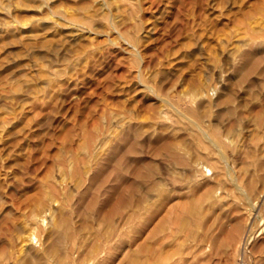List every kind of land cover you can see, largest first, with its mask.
<instances>
[{
    "label": "rangeland",
    "instance_id": "1",
    "mask_svg": "<svg viewBox=\"0 0 264 264\" xmlns=\"http://www.w3.org/2000/svg\"><path fill=\"white\" fill-rule=\"evenodd\" d=\"M262 29L264 0H0V264H141L149 238L264 264V234L234 249L264 220Z\"/></svg>",
    "mask_w": 264,
    "mask_h": 264
},
{
    "label": "bare ground",
    "instance_id": "2",
    "mask_svg": "<svg viewBox=\"0 0 264 264\" xmlns=\"http://www.w3.org/2000/svg\"><path fill=\"white\" fill-rule=\"evenodd\" d=\"M262 36H264V29H262V30H260V31H258L257 33H256V35H255V38L256 39H258V38H261ZM263 41H264V39H263ZM240 53L243 55V52L242 51H240ZM195 120H197V119H195ZM194 120V121H195ZM196 122V124H199V120H197V121H195ZM199 126H200V124H199ZM201 127V126H200ZM178 142V141H177ZM216 143L218 144V141H216ZM199 145L201 146L202 145V142H200L199 143ZM173 150H174V153L176 154V158H177V163H179V164H181V165H183V166H186V165H188V163L190 162L189 160V162L187 163V161H186V159L184 158V157H182L180 154H179V145L177 144V143H174V145H173ZM264 157V152H263V155H262V157H260V158H257L256 160V162L255 163H253L252 165H258V164H260V165H262V158ZM264 159V158H263ZM198 162V161H197ZM200 163V162H199ZM198 163V164H199ZM190 164V163H189ZM263 166H264V164H263ZM197 168H199V167H197ZM257 178H259L258 176H257ZM261 179V178H260ZM258 179H256V177L255 178H251V180H249L247 183H244L243 185H240L238 188L241 190V192H242V194L244 195V194H246L247 193V190L249 189V190H254V188L256 187V181H257ZM242 182V181H241ZM158 183V185H161V183H162V180H160V181H158L157 182ZM157 185V186H158ZM209 194V193H208ZM209 196V195H208ZM211 196V195H210ZM195 197V196H194ZM166 199H168V200H170V196H167V197H165ZM195 198H198V197H195ZM201 198V197H200ZM199 199V198H198ZM262 199H264V185H263V187H262V189H261V191H260V193H259V197L255 200V201H253L252 202V206L254 207L255 205H256V203L257 202H259L260 200H262ZM191 200V199H190ZM190 203V202H189ZM188 205V204H187ZM174 207L172 206V207H170L169 208V210L171 211L172 209H173ZM238 209V208H237ZM188 210H189V212L190 213H195L196 212V210H194V207L193 206H189V208H188ZM240 211V210H239ZM160 213H162V208L161 209H159V214ZM189 213V214H190ZM239 213V212H238ZM196 214V213H195ZM52 215V214H51ZM50 216V215H49ZM182 216V215H181ZM186 216V215H185ZM52 217V216H51ZM65 217V216H64ZM54 217H52V219H53ZM178 218V217H177ZM182 218V217H181ZM180 218V219H181ZM241 218V217H240ZM240 218H239V216L238 215H235L234 217H233V222H232V224H230L229 226H226L225 224H223V225H221V230H224L226 233H227V240H226V242H230V245H231V251H230V254H231V256H232V254H233V250L235 249V250H237L239 253H241L242 252V248L243 247H245L246 248V239H247V237L249 238V237H251L252 239H254V238H257L258 236H260V238H261V235H263L264 234V220H263V223H262V226H260V228L258 229V230H254V228H253V225L251 226V229H250V227L248 226V230H249V235H247V233H245L244 234V236L240 239V241H239V243H238V245H237V247L235 246V243H234V230L237 228V227H239L240 226ZM62 219V221H61V223L59 222V223H56V224H53V227L54 226H56V229L59 231V227H60V225L62 226V223L63 224H66L67 223V217H65L64 219L63 218H61ZM159 220H158V222L155 224V226L152 228V230H151V233H150V235L151 236H153V235H158V234H163V233H165V232H167V231H169V229L171 228L169 225H171V223L173 222V216L170 214V213H167V214H164V215H159V218H158ZM183 219V218H182ZM185 219V218H184ZM187 219V218H186ZM175 221L177 220L176 219V216H175V219H174ZM191 220L192 221H195V218H194V220H193V218H191ZM190 220V221H191ZM189 221V220H188ZM188 221H186V222H188ZM191 221V222H192ZM196 222V221H195ZM222 222H225V221H222ZM190 222H188V224H189ZM179 224H180V222H179ZM192 224H193V222H192ZM191 224V225H192ZM213 224V223H212ZM212 224H210L209 226H208V230H207V232L203 235V237L201 238L202 239V241H201V239H200V241L201 242H203V243H209V242H211V241H213V239L215 240V238L218 236L219 237V235H214L215 236V238H214V236L212 237V229H213V226L214 225H212ZM184 226V223H183V220H182V223L180 224V227H182V228H180V229H184L183 228V226ZM195 225V224H194ZM64 226V225H63ZM67 226V225H66ZM172 226V225H171ZM179 226V225H178ZM187 226V225H186ZM220 226V225H219ZM68 227V226H67ZM170 227V228H169ZM190 227V226H189ZM189 227H187V228H189ZM195 227V226H194ZM179 228V227H178ZM187 228H186V230H187ZM219 228V227H218ZM247 230V231H248ZM68 231H70V230H68ZM67 231V232H68ZM188 232H189V230H187ZM223 231V232H224ZM66 232V233H67ZM170 232V231H169ZM191 232V235H192V237H194L195 235H194V232L193 231H190ZM190 232H189V234L188 235H190ZM225 232L223 233V234H225ZM51 234V233H50ZM55 234V233H54ZM53 235V234H52ZM66 235V234H65ZM64 235V236H65ZM119 235V234H118ZM67 236V238H68V235H66ZM223 236V235H222ZM221 236V237H222ZM120 237V236H119ZM66 238V237H65ZM121 238V237H120ZM262 238H263V236H262ZM151 238H149V239H147L146 241H141V242H139L138 244H139V251H140V253H142L141 254V258H140V260H141V264H172L173 262H171L172 260V253H171V250L172 249H166V247H164V246H159L160 248H158V249H154V246H152L153 244H152V241L150 240ZM217 239V238H216ZM261 243V242H260ZM209 244H211V243H209ZM209 244H208V246H206L205 248H207V247H209L210 248V246H212V245H210L209 246ZM50 245V244H49ZM48 245V246H49ZM213 245H214V242H213ZM259 245V244H258ZM51 246V245H50ZM204 246V245H203ZM235 246V247H234ZM34 248H35V246H33ZM233 247H234V249H233ZM37 248V247H36ZM157 248V247H156ZM205 248L204 247H201V246H192L190 249V252L189 253H191V255H192V258H191V256H190V262H189V264L191 263V264H205V263H207L208 261H211V258L209 257V256H205V258L206 257H208V258H210V259H204V258H200L201 256L200 255H202L203 256V251H207V250H205ZM221 248H222V246H221ZM221 248H219V249H221ZM259 248V249H258ZM208 249V248H207ZM212 249V248H211ZM211 249H209V250H211ZM218 249V250H219ZM223 249V248H222ZM247 249V248H246ZM257 251L261 254V256L262 255H264V240H263V243H262V245L260 246V247H257ZM47 250V249H46ZM48 250H50V254L51 253H53V249H48ZM215 250V249H214ZM34 251H35V249H34ZM224 251V250H223ZM37 252V251H36ZM40 252V251H39ZM94 252H96L95 253V257H97V256H99V255H103L104 254V252H107L106 250H105V247L104 248H98L96 251H94ZM172 252H173V250H172ZM208 252V251H207ZM215 252V251H214ZM221 252H222V250H221ZM249 252V251H248ZM248 252H246V253H248ZM223 254H224V252H222ZM36 255L37 256V254L35 253V252H33V255ZM152 255V257H154V260L153 261H150L149 260V258L147 257V255ZM173 254H174V252H173ZM251 254V253H250ZM72 255L75 257L76 256V252L74 251V252H72ZM213 255H215V254H213ZM257 255V254H256ZM137 256V255H136ZM200 256V257H199ZM253 256V255H252ZM39 257V260H41L40 259V256H38ZM42 257V256H41ZM133 257V256H132ZM27 258V257H26ZM29 258V257H28ZM139 258V257H138ZM232 258V257H231ZM30 259V258H29ZM32 259H33V257H32ZM38 259V258H37ZM219 259V258H218ZM34 260V259H33ZM21 261H23V258H22V260ZM20 261V262H21ZM30 261V260H29ZM219 261V260H218ZM255 261V260H254ZM262 261V260H261ZM264 261V260H263ZM18 262H19V260H18ZM40 262V261H39ZM231 263H232V259H231V261H230ZM21 263H23V264H32V263H30V262H27V260H25V258H24V262H21ZM20 263V264H21ZM213 263H214V261H213ZM227 263L228 264H230L228 261H227ZM255 263V262H254ZM212 264V263H211Z\"/></svg>",
    "mask_w": 264,
    "mask_h": 264
}]
</instances>
